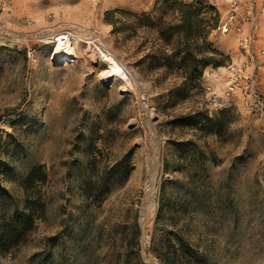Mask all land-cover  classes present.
<instances>
[{
	"label": "rangeland",
	"instance_id": "rangeland-1",
	"mask_svg": "<svg viewBox=\"0 0 264 264\" xmlns=\"http://www.w3.org/2000/svg\"><path fill=\"white\" fill-rule=\"evenodd\" d=\"M205 1L220 15L210 39L229 58L184 98L169 94L175 73L143 59L155 31L106 17L156 0L0 8V264H162L167 234L191 264H264V117L221 85L247 61L264 96V0ZM234 43L246 61L219 47ZM196 108L223 130L172 121Z\"/></svg>",
	"mask_w": 264,
	"mask_h": 264
},
{
	"label": "trees",
	"instance_id": "trees-1",
	"mask_svg": "<svg viewBox=\"0 0 264 264\" xmlns=\"http://www.w3.org/2000/svg\"><path fill=\"white\" fill-rule=\"evenodd\" d=\"M116 11L136 18L137 23L142 22L155 31L158 48L146 53L143 59H149L148 68L163 67L166 73H175L178 77L174 89L169 92L171 97H186L190 90L199 88V81L206 66L224 64L229 58L228 54L217 48L210 39L211 31L219 24L220 15L215 5L205 0H156L150 12L126 11L119 8L107 10L106 17L115 27L117 18L112 15ZM122 24L125 28L132 25L126 21ZM144 60L140 59V62ZM172 121L216 133L221 132L224 126L220 119L211 117L208 111L202 108L182 113ZM35 173V170L28 173L27 182L32 180ZM14 224H5L6 233L14 234ZM173 238L167 234L162 239L161 252L158 249L161 263L191 264V252L187 245L182 239Z\"/></svg>",
	"mask_w": 264,
	"mask_h": 264
},
{
	"label": "built area",
	"instance_id": "built-area-1",
	"mask_svg": "<svg viewBox=\"0 0 264 264\" xmlns=\"http://www.w3.org/2000/svg\"><path fill=\"white\" fill-rule=\"evenodd\" d=\"M9 0H0V8H3ZM235 0V9H236ZM234 14L231 13L230 17ZM220 26V25H219ZM248 38H245L244 46L249 45ZM249 47V46H248ZM257 73L253 70L251 72H244L243 64H230L229 74L225 81L222 94L226 97H231L236 92H240L244 99L245 104L253 111L258 113L259 116L264 117V96L258 88ZM213 93V98L216 94Z\"/></svg>",
	"mask_w": 264,
	"mask_h": 264
},
{
	"label": "crops",
	"instance_id": "crops-1",
	"mask_svg": "<svg viewBox=\"0 0 264 264\" xmlns=\"http://www.w3.org/2000/svg\"><path fill=\"white\" fill-rule=\"evenodd\" d=\"M219 47L221 49H223L224 51L229 52L231 54L232 59L235 61V63L247 60L246 59L247 55L245 53H243L242 51L240 52V49L236 43H234L231 46H229L228 44H220ZM242 64H243V66H246V69L251 68L253 66L252 64L249 65V62H247V61L242 62ZM254 64H257V65L259 64L257 59L255 60ZM220 68H224V66H218V67H212V66L208 67L207 66L204 70V72H205L204 76H206V74L208 73L209 74L208 77L210 79H214V76H212V74L223 71V70H219ZM248 70H245V71H248ZM224 76H226V75H224ZM225 80H226V77H225ZM225 80L221 82V85L225 84Z\"/></svg>",
	"mask_w": 264,
	"mask_h": 264
},
{
	"label": "bare ground",
	"instance_id": "bare-ground-1",
	"mask_svg": "<svg viewBox=\"0 0 264 264\" xmlns=\"http://www.w3.org/2000/svg\"><path fill=\"white\" fill-rule=\"evenodd\" d=\"M61 51H62V50H59V49L55 48L54 51H53V54L58 55V54L61 53ZM113 69H114V68H113ZM109 72H110L109 70H104V71L101 72L100 76L103 77V78H105V77L108 76ZM110 73H111V72H110Z\"/></svg>",
	"mask_w": 264,
	"mask_h": 264
}]
</instances>
